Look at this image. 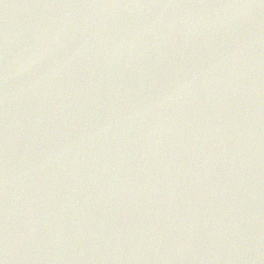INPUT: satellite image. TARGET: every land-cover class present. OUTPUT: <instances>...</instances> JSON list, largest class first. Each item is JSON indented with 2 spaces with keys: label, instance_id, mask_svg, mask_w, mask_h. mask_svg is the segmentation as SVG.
Listing matches in <instances>:
<instances>
[{
  "label": "water",
  "instance_id": "water-1",
  "mask_svg": "<svg viewBox=\"0 0 264 264\" xmlns=\"http://www.w3.org/2000/svg\"><path fill=\"white\" fill-rule=\"evenodd\" d=\"M3 264H264V0H0Z\"/></svg>",
  "mask_w": 264,
  "mask_h": 264
},
{
  "label": "snow or ice",
  "instance_id": "snow-or-ice-1",
  "mask_svg": "<svg viewBox=\"0 0 264 264\" xmlns=\"http://www.w3.org/2000/svg\"><path fill=\"white\" fill-rule=\"evenodd\" d=\"M0 264H3V262H2V261H0Z\"/></svg>",
  "mask_w": 264,
  "mask_h": 264
}]
</instances>
